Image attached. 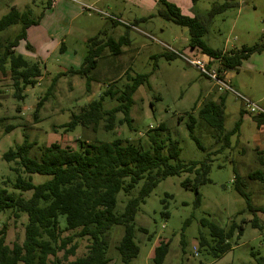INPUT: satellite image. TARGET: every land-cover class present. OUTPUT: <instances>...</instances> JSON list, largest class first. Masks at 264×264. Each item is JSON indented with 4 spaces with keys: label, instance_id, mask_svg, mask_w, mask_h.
<instances>
[{
    "label": "rangeland",
    "instance_id": "rangeland-1",
    "mask_svg": "<svg viewBox=\"0 0 264 264\" xmlns=\"http://www.w3.org/2000/svg\"><path fill=\"white\" fill-rule=\"evenodd\" d=\"M83 1L121 21L111 25L110 19L102 13L83 9L70 0H58L53 8L47 6L46 0H0V17L11 8L24 11L27 7L33 9L35 16L40 12L45 16L41 23L39 21L40 26L37 28L34 25L28 38L20 41L16 48L17 52L24 53L26 59L38 61L41 65L43 75L38 82L28 85L23 91L24 98L17 100L12 96L8 70L0 72V117H5L0 126V186L10 189L16 176L10 169L13 163L3 160L2 154L20 143L24 133L28 135L29 141L36 142L29 151L30 156H38L40 147L53 141L74 148L80 139L91 142L121 138L140 141L142 145L148 146V133L163 124L164 130L160 134L177 140L180 161H202L206 152L215 151L219 144L215 137L217 131L198 117V111L208 100H218V95H223L222 115L226 131L235 126L241 109L246 114L242 115L238 130L230 136L231 147L211 155L207 174L209 181L198 186L199 205L194 203L193 191L180 184L184 178H192V173L181 172L159 180L139 204L134 216V241L139 251L128 264H156L152 260L153 250L160 241H169L161 264H254L252 253L264 256V211L256 212L257 226H252L253 212L246 208L245 199L235 190L232 180L235 167L246 180L245 190L249 192L252 203L264 209V136L257 130L256 122L238 97L229 91H219L211 80L185 60L183 56L201 58L203 54L188 46L189 33L186 27L157 14L160 8L157 0ZM169 1L177 4L184 14L205 16L212 3H222L224 0H196L195 3L191 0ZM236 1V6L208 20L207 31L201 37L208 46L228 51L242 45L264 43V0ZM134 20H139L137 25L125 30L122 21L131 23ZM20 29V23L8 26L0 31V40L4 42L12 39ZM125 32L130 43L122 45L123 52L120 55L98 61L94 80L90 82L88 90L84 77L69 73L59 76L34 119V107L51 85L54 75L69 68H78L86 54L88 38L99 34L117 39ZM60 41L64 42L62 50ZM26 42L35 46V53L25 48ZM165 45L181 52L183 56L167 60L163 56V52L168 51ZM127 73L148 74L147 83L141 84L133 94L130 128L118 122L109 131L104 130L102 124L96 132L79 126L73 131L59 127L69 121L73 112L96 99L106 88V83L113 81L121 89ZM226 79L239 93L264 106V50L248 54L236 70L227 71ZM112 104L114 102L106 101L105 107ZM189 114L196 118L193 133L205 151L197 147L189 134L186 126ZM120 117L118 113L117 119ZM6 124L14 125L7 133L4 130ZM253 171H260L262 179H249L247 175ZM25 176L28 177V174ZM30 176L34 183L50 177L38 173H31ZM140 184L141 181L127 194L123 191L117 193L115 213L123 211L127 199L136 195ZM23 194L28 197L30 193ZM165 210L167 216L162 215ZM203 217L225 229L233 221L242 225L241 233L238 234L235 229L227 240L230 248L216 258L210 255L205 245L198 243L199 231L206 238L209 235L208 227L200 224ZM187 220L189 223L184 224ZM25 222L24 214L15 218L10 212L0 213V229L5 223V242L9 246L23 241ZM139 228H145L146 232ZM122 233V225H114L108 231V264H122L115 248ZM85 245L86 240L79 239L75 255L68 259L84 254ZM194 247L197 255L194 254Z\"/></svg>",
    "mask_w": 264,
    "mask_h": 264
},
{
    "label": "trees",
    "instance_id": "trees-1",
    "mask_svg": "<svg viewBox=\"0 0 264 264\" xmlns=\"http://www.w3.org/2000/svg\"><path fill=\"white\" fill-rule=\"evenodd\" d=\"M47 6H51V1ZM160 8L157 14L171 22L188 29V46L196 48L203 55L211 58V64H217L218 69L229 71L237 69L241 60L251 52L264 50V43L252 46L242 45L240 48H232L228 51L212 48L202 39L207 31L208 20L215 14L236 6V0H224L222 3H212L205 16L200 14H184L180 7L169 0H157ZM193 3L196 0H191ZM43 16L33 14V9L27 7L24 11L11 8L0 17V31L10 25L20 23L21 29L12 39L0 40V72L8 75L12 86V96L17 100L24 98V89L28 85H34L43 75L42 67L38 61L26 59L23 54L16 51V47L22 40H26L27 29L39 23ZM109 18V17H108ZM112 25L120 21L109 18ZM139 20L130 23L136 26ZM125 30L131 28L124 24ZM130 43L127 32L114 39L110 36L94 35L87 39V51L78 68H69L65 72H58L52 78V83L47 87L43 96L39 98L34 107V119L43 101L51 94V88L55 80L65 74H77L85 78V88L89 89L90 82L94 80V72L98 61L108 56H118L123 52L122 45ZM60 49L64 42L60 43ZM25 48L33 51V47L26 42ZM163 56L167 60L178 57L177 54L165 51ZM147 73H127L126 82L120 88L114 82L106 83V88L86 103L79 111L73 112L69 121L60 124L65 131H73L78 126L90 128L96 132L102 124L104 130L114 128L116 122L125 123L131 127V108L134 103L133 94L136 89L147 83ZM114 102L105 107V102ZM224 96L218 100L210 99L198 111V117L217 131L216 142L219 144L215 151L206 152L202 161L182 162L179 159L180 148L177 140L169 136H161L160 131L164 125L147 135L148 146L140 141L132 142L127 139L115 138L110 141L81 140L72 148L61 146L58 142H50L40 147L38 156H30L29 151L35 141H29L28 135L23 134V139L13 148H8L2 154V159L12 162L10 167L16 176L10 184V189L0 186V213L10 212L15 218L21 214L26 215L24 224V238L21 243H13L9 246L5 242L6 224L0 229V264H108L107 256L108 231L114 225H122L123 233L115 245L122 264H128L135 257L139 247L134 241L133 220L139 204L156 186L159 180L181 172L192 173V178H184L180 184L182 187L192 190L194 203L199 205L200 194L198 186L209 181L207 177L211 155L225 148L231 147L230 136L240 125L244 109L239 111L240 118L230 130L224 129L222 109ZM20 110L19 107L16 108ZM121 117L117 119V114ZM257 126L264 123V116H253ZM5 117H0V126ZM196 118L189 114L187 128L191 138L198 148L205 151V147L194 135L193 128ZM14 128L12 124L4 126L5 132ZM151 130V129H150ZM259 154V153H258ZM261 159V157H260ZM31 173L50 176L48 179L34 183ZM28 174V177L25 175ZM233 186L246 203V208L253 212L252 226H257L256 212L264 211L263 208L254 205L246 189V180L242 178L233 167ZM249 179H262L260 171L250 172ZM141 181L136 195L129 197L121 213H115L116 196L119 191L125 194L130 192ZM5 183V182H4ZM29 192V196L23 193ZM167 216L168 212L162 211ZM189 223L187 220L184 224ZM201 226L208 227V238L198 232V243L205 245L210 255L218 257L230 248L227 241L236 229L238 234L242 231V225L234 221L227 229L215 225L208 218L200 219ZM146 232L145 228H139ZM64 232H68L65 235ZM76 239V241H75ZM86 240V251L81 256L69 260L74 256L78 246V240ZM183 242V238L181 239ZM169 241H160L154 247L152 260L161 264L167 253ZM62 252L61 255H58ZM254 264H264V256L252 253Z\"/></svg>",
    "mask_w": 264,
    "mask_h": 264
},
{
    "label": "built area",
    "instance_id": "built-area-1",
    "mask_svg": "<svg viewBox=\"0 0 264 264\" xmlns=\"http://www.w3.org/2000/svg\"><path fill=\"white\" fill-rule=\"evenodd\" d=\"M51 4H54L56 1L58 0H50ZM73 1L77 4H79L83 9H91L94 11H97L99 13H102V15H105L106 17H109L111 19L114 20H118L117 17L106 13L105 11H102L98 8H95L93 5L84 2L83 0H70ZM121 21V20H118ZM124 24L129 25L130 27H135L130 25V23L128 22H124L122 21ZM151 36V35H149ZM152 38H154L153 36H151ZM167 47L168 52H172L177 54L178 56L182 57V53L178 52L176 49L171 48L167 45H165ZM185 58V60L187 62H189L190 64L194 65L201 74H203L204 76H206L209 80H211L213 82V84L216 86V88L219 91H229L231 93H233L236 97H238L244 107L246 108V110L249 112V114L251 116H264V106H261L259 104H257L256 102L252 101L251 99L245 97L244 95H242L241 93H239L237 90H235L231 85H230V81L228 79H226V72L222 71L221 69H218L217 64L213 63L211 64V58H209L206 55H203L201 58L199 57H194V58H188L186 56H183ZM194 254L197 255V251H196V247H194Z\"/></svg>",
    "mask_w": 264,
    "mask_h": 264
},
{
    "label": "crops",
    "instance_id": "crops-1",
    "mask_svg": "<svg viewBox=\"0 0 264 264\" xmlns=\"http://www.w3.org/2000/svg\"><path fill=\"white\" fill-rule=\"evenodd\" d=\"M56 2H57V1H56ZM56 2H55V3H56ZM89 4H90V3H89ZM53 5H54V4H51L50 8H53ZM54 6H55V5H54ZM44 18H45V16L43 15L42 18H41V20H40V23H41V21H43ZM40 23H39V24H40ZM39 24H38V25H35V27L38 28V26H40ZM111 25H112V23H111ZM33 27H34V25H33V26H30V27L27 29V36H26L27 38H28V34H29V32L33 30ZM61 42H62V41H60V43H61ZM19 44H20V43H19ZM19 44H18V45H19ZM29 44L33 47V51H30V52L35 53V51H36V50H35V46L32 45L31 43H29ZM59 46H60V44H59ZM17 47H18V46H17ZM17 47H16V48H17ZM16 50H17V49H16ZM23 54H24V53H23ZM202 56H203V55H202ZM226 76H227V72H226ZM218 96H221V95H218ZM243 114L245 115L246 113H243ZM250 117H251V115H250ZM252 117H253V116H252ZM256 127H257V130L260 131V133L262 134V136H264V123H263V124H260V125H258V126H256ZM256 148L259 149L257 146H256ZM260 151L262 152L263 149H260ZM261 158H262V157H261ZM261 163H263V158L261 159Z\"/></svg>",
    "mask_w": 264,
    "mask_h": 264
}]
</instances>
